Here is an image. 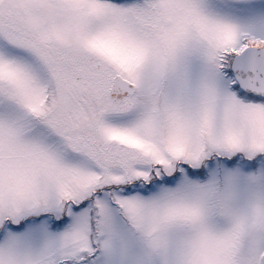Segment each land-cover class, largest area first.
I'll return each mask as SVG.
<instances>
[{"label":"snow or ice","instance_id":"1","mask_svg":"<svg viewBox=\"0 0 264 264\" xmlns=\"http://www.w3.org/2000/svg\"><path fill=\"white\" fill-rule=\"evenodd\" d=\"M0 264H264V0H0Z\"/></svg>","mask_w":264,"mask_h":264}]
</instances>
